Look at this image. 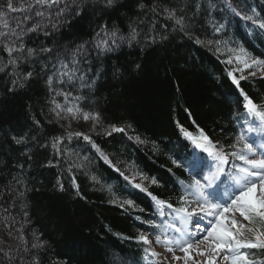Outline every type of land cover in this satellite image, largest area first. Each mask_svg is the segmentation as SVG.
Segmentation results:
<instances>
[{"label": "trees", "instance_id": "1", "mask_svg": "<svg viewBox=\"0 0 264 264\" xmlns=\"http://www.w3.org/2000/svg\"><path fill=\"white\" fill-rule=\"evenodd\" d=\"M75 7L72 0H0V264H154L158 244L138 237L155 242L168 225L183 223L179 209L195 207L190 186L199 179L188 164L216 171L213 155L196 144L223 149L234 176L244 166L235 153H247L250 143L242 130L251 126L242 123L264 134V65L247 73L237 63L264 60V30L243 18L264 21V0H116L106 10L103 0H83L81 11ZM102 40L107 46L98 48ZM21 44L10 57L5 46ZM14 67L20 76L33 73L23 87L12 83ZM65 71L75 73L71 82ZM244 95L255 112L243 107ZM74 105L75 116L66 111ZM111 125L125 131L107 135ZM248 158L259 159L254 146ZM126 200L132 205L121 206ZM240 251L264 264V250Z\"/></svg>", "mask_w": 264, "mask_h": 264}, {"label": "snow or ice", "instance_id": "2", "mask_svg": "<svg viewBox=\"0 0 264 264\" xmlns=\"http://www.w3.org/2000/svg\"><path fill=\"white\" fill-rule=\"evenodd\" d=\"M60 0H51L52 4H58ZM76 7L72 9V11L78 12L81 11L80 4L83 0H72ZM37 3L40 4H48L49 0H37ZM116 0H103V8L101 10H106L108 7L115 5ZM231 7V5H228ZM9 8H13L12 4L9 2ZM140 8H144L143 4L139 5ZM67 9V5L65 6ZM15 10V9H13ZM154 11V9H153ZM234 13L237 15H241L240 12H237L235 8L232 9ZM41 15L40 13H37ZM169 18H175V14L172 11H168ZM245 20L251 21L256 24L260 29L264 30V21L257 20L254 16L251 15H244L243 17ZM176 23L181 25V31H184L182 20L176 19ZM7 24L5 23V27ZM55 27V25H53ZM36 28L30 29V31H36ZM219 31V28L216 29ZM101 32H105V28H101ZM4 33H0V36H4ZM99 35V34H98ZM112 36L115 33L111 34ZM191 39V37H189ZM195 43L203 44L204 41L200 39H195ZM107 41H101L97 44L98 48L106 47ZM6 47V50L11 57L14 52L23 51V45L21 44L20 48H13V47ZM110 50V49H108ZM44 53H50L52 50L48 48H42L40 50ZM233 51V50H229ZM242 51V50H241ZM28 55L31 56L33 54V49H27ZM17 59L20 57H16L14 59H10L9 63L15 66ZM239 59V57H237ZM73 63H76L73 60ZM231 63V60H229ZM264 65V60H253L251 64H245V67H252ZM62 68H66L67 65L61 64ZM139 67V65H137ZM3 67H0V71H3ZM13 74L16 76V79L12 81L13 84H16L20 87L24 86V83L29 81V79L33 76L32 72H28L24 76H20L19 73L16 72L15 67L13 68ZM256 73L253 72L251 75H255ZM61 76L67 77V81L71 82L75 73L69 74V72H61ZM231 76L232 73H229ZM243 78V77H242ZM81 80L84 79L83 76L80 77ZM65 81L61 80V83ZM46 83L51 86L52 85V78L49 77ZM233 83L239 84V81L233 77ZM62 93L57 92L56 95H61ZM65 98L67 99V95ZM245 101L243 107L247 109L249 112H255L257 109V105L254 101L249 98L247 95L243 96ZM60 110V111H57ZM53 112L56 113L57 116H60L61 111H64L62 106L59 103L55 104V107L52 109ZM66 111L69 114L75 116L76 112H80V109L77 108L75 105L72 108H67ZM261 118L264 119V114H261ZM84 120H99L98 114L92 115L90 113H83ZM111 132L105 130L107 135H111L112 132H124V128H117L115 125H111ZM183 131V129H181ZM71 135V134H70ZM77 136H83V139L89 141L91 143V138L83 133H76ZM185 135H190L189 133L185 132ZM203 140L208 141V137L201 133ZM16 144H21L23 142V138H16L13 137ZM138 142L140 141L139 137H136ZM243 140V137L240 138ZM93 147H96L93 144ZM197 148H203L204 151L209 152L210 155H213L216 161V171L210 176H204L203 181L196 180L194 184L190 186V191L193 196L196 197L194 204L195 207H192L189 211L188 208H181L179 212L182 213L181 220L185 226L191 224L194 228V231L197 235H193L191 232H183L182 236H186L187 239H177V238H169L168 236L161 235L155 236V243L158 245L163 246L166 249L168 254H172L175 250H178L184 253L183 259L185 262L192 260L193 256L191 255L193 249L197 251L199 255H205L206 253L212 254H219L227 251V255L223 256L225 261H231V264H241V262H245V264H255V261L249 259L248 255L244 252H241V249H259L264 250V159H249L248 154L253 153V145L250 143H245L244 148L247 150V153L240 152L235 153L240 161L243 162L244 166H240L236 170V174L234 175L233 184L237 189V192L234 196L229 197V202L226 203H216L213 200V193L207 191L208 189L212 188L213 181L217 178L218 175L224 172V165L228 163L227 155L223 151V149H213V145L209 142L207 145L204 143H197ZM99 152V148H97ZM101 157L105 160L106 163H111L106 156L101 152ZM85 159H87L85 157ZM196 162L194 161V166ZM81 164L75 165V167H81ZM91 179L93 181L96 180L95 176H92ZM147 179V178H145ZM152 183H156L153 179ZM137 188H140V184L135 185ZM78 189V186H76ZM227 195V192H225ZM155 199V198H154ZM131 200H126L121 204V206L132 205ZM158 206H162L165 202L161 200H156ZM168 207H171L169 204ZM238 213L240 217L243 218V221L247 222V225L242 224L241 222L237 221L236 219L232 218L229 220V217L226 215L227 213ZM203 217H212L213 221L210 223L209 226L202 225V218ZM259 226V227H257ZM177 232H180V229H176ZM204 231L206 235L199 238V232ZM138 239L142 241L144 244L148 245L151 243L148 237L144 234H141ZM201 245H206L204 250H201ZM33 248H40L42 247L41 243H36L32 245ZM148 251L149 249H145ZM152 255H158L155 252H152ZM170 259L172 260H179L180 257L170 255ZM206 264H216V255H213L210 259L206 261Z\"/></svg>", "mask_w": 264, "mask_h": 264}, {"label": "rangeland", "instance_id": "3", "mask_svg": "<svg viewBox=\"0 0 264 264\" xmlns=\"http://www.w3.org/2000/svg\"><path fill=\"white\" fill-rule=\"evenodd\" d=\"M237 63L239 64L241 69H243V70L247 69V71H246L247 73L251 72V71H249V69H250L249 67L248 68L245 67L246 63L251 64L250 60L247 59L245 56H240L239 59L237 60ZM233 189H236V187H233ZM207 191H209V189ZM213 200L216 203H225L224 201L219 202L216 199H213ZM226 215L229 217V220L234 218L241 223L243 221V218L240 217L238 213L230 212V213H227ZM212 221H213L212 217H203L202 218V225L210 227V223ZM180 230H181V233L175 234L176 230L169 227V229H167V233L165 231L164 235L169 236V238H177V239H181V238L187 239L186 236H182L183 232H191L194 236L197 235L191 224L185 226L184 228H182L180 226ZM204 235H206V232H204V231H201L198 234L199 238H201V239ZM151 244L156 245V243L153 240H151ZM205 248H206V245H201V250H204ZM155 253H157L158 255H156V259L154 261V264H206V261L208 259H210L213 255H216V264H231L230 260L225 261L223 259V256L227 255V251H225L223 253H219V254L206 253L205 255H199L194 248L192 253H191V255L193 256V259L189 260L187 262H185V260L183 259L184 253L180 252L178 250V248L172 254H168L166 252V249L163 246L157 245ZM170 255L180 257L181 259L172 260V259H170ZM241 264H243V263L241 262Z\"/></svg>", "mask_w": 264, "mask_h": 264}, {"label": "bare ground", "instance_id": "4", "mask_svg": "<svg viewBox=\"0 0 264 264\" xmlns=\"http://www.w3.org/2000/svg\"><path fill=\"white\" fill-rule=\"evenodd\" d=\"M243 105H244V104H243ZM243 123H244V124H243ZM243 123H242L243 126H251V127H252L251 123H249V124H248V123L245 124V122H243Z\"/></svg>", "mask_w": 264, "mask_h": 264}]
</instances>
